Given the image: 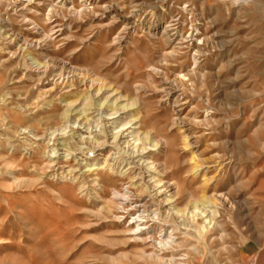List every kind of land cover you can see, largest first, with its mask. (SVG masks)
<instances>
[{
	"label": "rangeland",
	"instance_id": "obj_1",
	"mask_svg": "<svg viewBox=\"0 0 264 264\" xmlns=\"http://www.w3.org/2000/svg\"><path fill=\"white\" fill-rule=\"evenodd\" d=\"M83 76L129 105L114 130L134 119L158 142L180 207L213 204L216 227L174 254L264 264V0H0V264H154L106 210L128 180L123 150L109 160L123 168L103 165L110 148L86 160L97 195L61 168L73 156L49 166L64 105L89 99ZM57 80L67 91L45 93ZM61 143L90 155L70 133Z\"/></svg>",
	"mask_w": 264,
	"mask_h": 264
},
{
	"label": "bare ground",
	"instance_id": "obj_2",
	"mask_svg": "<svg viewBox=\"0 0 264 264\" xmlns=\"http://www.w3.org/2000/svg\"><path fill=\"white\" fill-rule=\"evenodd\" d=\"M119 11L118 9L117 12ZM59 80L53 81L51 88L44 92L50 94L55 91L56 86L66 92L69 86L64 80ZM81 83L89 99L83 103L75 101L66 102L64 105L69 115L64 119L61 131L51 134L54 153L49 155V166L56 165L60 160L61 154L58 151L73 156L74 163L61 164V168L71 167L65 174L69 177L72 175L73 180H87L88 186L94 190L92 193L97 195L99 178L96 177L94 169L82 170L86 165H90L86 160L99 155L103 149L110 148L108 154L103 157V165L109 169L123 168L124 166L118 163L117 166L114 165L116 168L109 164V160L116 154L112 151L119 153L123 150L129 162L120 175L128 180L113 200L106 201L109 205L106 209L109 210V216L123 226L124 234L128 236L127 241L139 244L141 260L145 259L146 262L154 264H190L186 253L180 255L174 252L180 247L182 237L190 235L189 231L196 232L198 228L207 234L216 227V211L211 209L213 204L211 205V201H204L208 203L206 205L200 200H187L180 207L181 200L177 197L173 184L160 178L157 165L151 160V154L159 152L158 142L152 141L147 132H141L134 119L124 122L114 130L116 124H120L124 119L120 117V112H128L129 105H120L121 99L116 90L102 81L83 76ZM182 132L184 136L187 135L185 131ZM65 133L86 142L91 149L90 155L81 159L75 150L65 151L60 148L63 147L61 140ZM83 133L86 135L83 136ZM118 147L121 149H117ZM82 188L84 190V186ZM214 198L220 200L221 196L216 195ZM151 204H154L155 208H152Z\"/></svg>",
	"mask_w": 264,
	"mask_h": 264
}]
</instances>
